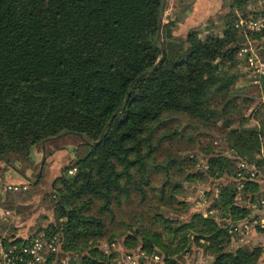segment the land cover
<instances>
[{
    "label": "trees",
    "instance_id": "16d2710c",
    "mask_svg": "<svg viewBox=\"0 0 264 264\" xmlns=\"http://www.w3.org/2000/svg\"><path fill=\"white\" fill-rule=\"evenodd\" d=\"M253 1L229 0L221 35L201 37L199 27L178 34L186 17L180 10L163 22L159 38L164 0H0V161L29 166L35 146L81 134L83 150L49 195L62 222L43 229L61 240L60 253L47 264L66 253L78 256L76 264H112L115 253L98 244L104 236L111 243L125 236L127 250L158 253L164 264H186L183 256L202 243L213 256L211 264L264 261L262 245L231 248L229 232L250 214L245 201L261 194L260 182L246 181L240 189L235 178L239 158L262 166L260 106L238 125L224 127L226 153L206 150L203 168L187 174L222 180L209 191L214 215L169 217L148 204L153 193L161 208L188 213L186 200L179 198L185 170L172 168L196 165L198 157L170 156L163 163L158 155L167 141L185 136L182 118L210 128L232 114L240 95L233 91L237 74L231 70L244 64L237 52L245 40L235 28V12ZM251 86L264 98V77ZM251 117L258 125H246ZM71 168L74 175L68 174ZM118 212L123 229L111 231L107 225ZM6 238L17 245L25 241Z\"/></svg>",
    "mask_w": 264,
    "mask_h": 264
},
{
    "label": "rangeland",
    "instance_id": "374dc122",
    "mask_svg": "<svg viewBox=\"0 0 264 264\" xmlns=\"http://www.w3.org/2000/svg\"><path fill=\"white\" fill-rule=\"evenodd\" d=\"M198 1L202 3V8L209 6L208 0H197L195 5L191 3L187 8L182 9L185 15L192 13ZM221 3H217L216 13L209 17V19L202 22L199 26L201 28L200 36L203 37L207 34H222L225 29V16L231 11L229 0H221ZM217 2V1H216ZM180 0H167L166 2V14L168 20L174 19L179 13L178 5ZM215 3V2H214ZM264 0L253 1L246 10H257L261 7ZM181 10V11H182ZM239 11V10H237ZM167 20V19H166ZM164 17V22H166ZM167 20V21H168ZM180 31V30H179ZM182 33H185L182 30ZM187 34V32L185 33ZM237 74L236 82L233 86V91L240 95L238 97L237 105L232 108V114H229L226 120H222L217 126L205 127L201 123H190L188 118H182L180 129L186 128V134L184 137L176 138L172 141H167L158 155L160 162H167L168 158L174 157L181 159L186 155L195 154L198 157V161L193 165L191 163L185 166L181 163L175 165L172 169L177 171L178 168L183 167L185 175H181L184 188L179 195V198L186 200V207L188 213L180 215L179 212L174 211L169 207H160L156 196L150 193V200L148 204L155 205L159 210L161 209L164 214L169 217L180 216L182 218L189 217L192 212H201L205 215H214L209 209L212 203L210 189L213 186L220 184L222 180H214L208 177L191 176L188 177V173L197 172L198 168H203L206 162V150L212 149L215 152L223 151L227 152L226 140L223 138V129L231 121L232 126L238 125L239 120L243 117L252 116L254 110L259 106L262 107L260 117L264 118V98H260V91L251 86V81L248 77V72L244 65H239L237 68L231 70ZM259 94V95H258ZM249 96L254 98V101H244V97ZM258 119L251 117L246 123L247 126L258 125ZM178 124V121H175ZM192 138V139H190ZM43 145L45 146V157ZM226 149V150H225ZM83 150L81 140L78 135L64 134L53 137L48 143L39 144L34 148V156L31 158L30 165L17 161V168L13 169L5 162L0 161V235L1 236H31L35 233L43 231L45 227L53 224H61L62 218L54 208V203L51 201L49 195L54 191L53 184L55 180L64 174L65 167L70 164L74 157ZM75 151V153L73 152ZM193 162V161H192ZM73 169V168H71ZM69 175H74L70 173ZM29 175V176H28ZM162 174H158L155 183H160L162 180ZM27 177H30L28 181H23ZM18 179L20 181H13L12 179ZM10 183L21 184L19 190H8L5 186ZM25 187V188H24ZM243 195L238 197V201L242 202ZM145 208V207H144ZM121 213L118 212L115 222L110 223L107 227L111 231H121L123 229L122 221L120 220ZM127 221H131L126 217ZM150 220V216L145 213L144 221L147 223ZM109 219H107V223ZM40 230V231H39ZM125 236L117 238L114 242H110L107 236H104L98 240V244L107 253H115L112 264H126V258L123 245ZM202 246H194V251L190 254L183 256L186 264H211L213 256L206 249V244L202 243ZM205 244V245H204ZM264 247V232L260 230H254L252 232H245L242 235L233 236L231 248L237 246H245L252 248L254 246ZM136 253V256H141L138 250H131ZM148 255V254H147ZM142 259H139L138 264H148L150 261V255ZM66 257L70 264H76L78 256H73L70 253L63 255ZM264 259V252L261 257ZM121 262V263H120ZM259 262H262L260 259Z\"/></svg>",
    "mask_w": 264,
    "mask_h": 264
},
{
    "label": "built area",
    "instance_id": "2783aa9c",
    "mask_svg": "<svg viewBox=\"0 0 264 264\" xmlns=\"http://www.w3.org/2000/svg\"><path fill=\"white\" fill-rule=\"evenodd\" d=\"M235 28L245 34L244 42L239 46L237 57L244 60V68L248 72L251 83L260 85L264 77V3L257 10L236 11L234 19ZM251 34H259L260 38H252ZM258 157L263 161L262 166L255 162H249L239 158L236 162L235 178L239 188L246 186V181H258L261 184V194L246 200L250 214L233 223L229 232L233 236L252 232L259 228L264 229V141L262 140ZM76 168L70 169L75 173ZM21 184L10 183L5 186L8 190H19ZM25 188V187H24ZM213 213V210L210 211ZM25 240L20 245L13 244V238L7 239L0 235V264H47L52 254L61 251V240L59 234L48 236L41 231L34 235L23 237ZM141 256L135 252L124 251L126 264H138L139 259L146 257V253L139 251ZM148 256V255H147ZM121 263V262H120ZM140 263V262H139ZM53 264H70L63 255L53 261ZM148 264H164L163 257L154 253L150 255ZM264 264V261L258 263Z\"/></svg>",
    "mask_w": 264,
    "mask_h": 264
},
{
    "label": "crops",
    "instance_id": "0c3cea01",
    "mask_svg": "<svg viewBox=\"0 0 264 264\" xmlns=\"http://www.w3.org/2000/svg\"><path fill=\"white\" fill-rule=\"evenodd\" d=\"M196 1L197 0H180V3L178 5V9H180V10L185 9L191 3H194V5H195ZM208 1H209V6H207L206 9H205V7L202 8V3H200L198 1V4L196 5V8H194V11L192 13L187 14L184 21L180 23L179 28H178V32H177L178 34L185 35V33L188 32L190 29L195 28V27H199L202 22H205V20L209 19L210 16L214 15L216 13V11L219 10V8L217 10L215 8L217 7V3L222 2L221 0H208ZM166 13L167 12L165 9L164 17H165V20L166 19L168 20L167 15L165 16ZM167 20H166V22H167ZM182 30L185 33H182ZM49 140L47 141V143L49 142ZM35 149H36V146H35ZM43 150H44V157H45V146L44 145H43ZM33 156H34V150H33ZM16 168L17 167H13V169H16ZM29 178L30 177H27L23 181H28ZM12 180L13 181H20L18 179H14V178ZM22 237H25V236H22Z\"/></svg>",
    "mask_w": 264,
    "mask_h": 264
},
{
    "label": "water",
    "instance_id": "95a60500",
    "mask_svg": "<svg viewBox=\"0 0 264 264\" xmlns=\"http://www.w3.org/2000/svg\"><path fill=\"white\" fill-rule=\"evenodd\" d=\"M166 2H167V0H164V3H163V11H162V14H161V17H160V24H159V34H158V37L160 38L161 37V28H162V24H163V21H164V12H165V5H166ZM162 50H163V55H162V58L160 59V61H159V63L164 59V57H165V51H164V49L162 48ZM158 65V64H157ZM156 65V66H157ZM155 66V67H156ZM147 73H149V71H146L145 73H143L142 75H145V74H147ZM80 137H81V134L79 135Z\"/></svg>",
    "mask_w": 264,
    "mask_h": 264
}]
</instances>
